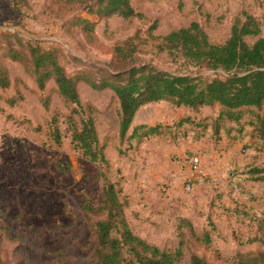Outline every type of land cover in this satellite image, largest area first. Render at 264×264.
<instances>
[{"label":"rangeland","instance_id":"1","mask_svg":"<svg viewBox=\"0 0 264 264\" xmlns=\"http://www.w3.org/2000/svg\"><path fill=\"white\" fill-rule=\"evenodd\" d=\"M85 5L84 0H0V62L12 81L10 88L0 87V264H81L95 245L82 205L102 201L104 178L122 186L130 200L128 218L137 235L170 251L183 243L181 264H189L193 253L224 264L264 250L259 243L264 234L258 231L259 222L264 220V181L249 174L253 167H264V141L253 137L252 143V139L244 140V136H251L252 127L247 125L251 114L241 120L245 124L242 135L236 130L228 134L229 128L238 127L226 121L216 134L219 104L194 111L165 100L153 102L138 110L132 127L159 124L161 133L138 142L129 138L130 129L121 140L119 101L114 92L80 83L82 102L94 108L107 166L89 160L74 147L66 120L70 108L59 96L54 80L40 89L33 72L4 54L11 46L25 53L29 45L54 49L68 74L86 70L102 76L151 64L174 74L225 78L228 74L224 70L199 66L168 49L164 37L198 21L211 42L224 43L235 19H244V13L260 21L263 35L264 0H132L143 16L130 19L102 17L88 12ZM79 17L95 24L91 33L77 21ZM255 39L247 38L250 43ZM116 45L132 53L126 59L115 57ZM43 97H50L49 108L44 106ZM56 112L60 143L51 125ZM188 115L194 121L180 125ZM193 131L195 136L209 134L213 148L203 152L210 161H215L211 150L216 149L220 160L229 154L227 139L231 143L237 137L241 143L231 154L234 164L222 171L223 186L212 176H203L204 187L199 191H187L183 182L184 195L179 194L178 201L172 202L167 201L171 187L168 180L156 183L158 199L152 191L145 192L138 179L145 169L144 151L152 147L147 140L176 141ZM196 154L202 157V153ZM166 181L169 185L162 187ZM182 217L193 221L196 234L187 226L180 234ZM206 233L213 238L210 244L201 241Z\"/></svg>","mask_w":264,"mask_h":264},{"label":"trees","instance_id":"2","mask_svg":"<svg viewBox=\"0 0 264 264\" xmlns=\"http://www.w3.org/2000/svg\"><path fill=\"white\" fill-rule=\"evenodd\" d=\"M85 9L102 17L114 15L130 19L142 17L136 11L132 0H84ZM245 18H236L230 37L224 43L211 42L208 33L198 21L188 26L173 30L164 37L165 46L180 52L189 61L205 66L208 69H222L228 75L225 78L208 79L201 75L174 74L161 70L151 64L132 66L126 72L106 73L96 76L86 70L68 74L59 61L54 49H45L40 45H29L25 53L11 46L4 54L14 61L23 63L27 70L33 72L40 89H44L49 80H54L57 92L63 102L70 108L66 114L67 124L74 147L80 150L89 160L108 164L105 156V145L100 143L95 119L94 108L84 104L80 97L78 85L86 83L95 90L111 89L119 101V133L123 140L132 129L129 138L142 142L144 138L161 133V125L141 123L135 125L138 110L149 103L169 101L175 106H186L194 111L204 106L220 105L215 118L214 132L218 134L222 123L234 122L238 129L227 130L232 134L236 130L242 135L245 114H251L247 125L252 127L251 137L264 141V34L260 21L244 13ZM83 28L91 33L94 23L86 18H77ZM256 37L250 43L248 37ZM132 51L123 45L115 46V57L126 59ZM12 81L7 68L0 62V87L10 88ZM43 104L49 108L50 97H43ZM188 115L179 124L193 122ZM58 113L51 119L54 126V138L60 143L61 133L58 127ZM204 134V133H203ZM202 135H194L200 138ZM236 138V137H233ZM250 176L255 180L264 181V167H253ZM103 199L99 203L87 201L82 211L88 222L91 236L95 242L89 257L81 264H181L184 257L182 242L174 250L161 249L137 235L128 218L130 200L123 194L118 182L104 178ZM178 226L180 234L187 226L192 234H196L193 221L182 217ZM6 229L7 227H3ZM258 231L264 234V220L259 222ZM184 232V231H183ZM207 236V237H206ZM206 233L201 241L210 244L212 237ZM199 237H193L195 240ZM257 237L254 241H257ZM264 245V237H260ZM241 258V257H240ZM237 259L224 264H264V250L258 249L248 259ZM189 264H217L203 256L193 253Z\"/></svg>","mask_w":264,"mask_h":264},{"label":"crops","instance_id":"3","mask_svg":"<svg viewBox=\"0 0 264 264\" xmlns=\"http://www.w3.org/2000/svg\"><path fill=\"white\" fill-rule=\"evenodd\" d=\"M193 135L194 131L189 136L177 138L176 141L173 139L168 140L167 138H165L164 141L159 139L147 140L146 143L148 145L150 144L152 147H149V149L144 151V153L147 155L143 165V168L145 169H143L144 172H142L138 179L140 184L144 186L146 190L145 192L149 193L152 191L153 197L156 196L158 199V188H156V183L168 180L171 182V187L167 192V194H169V200L167 201H178V196H180L179 194H183V182H185V178L189 175V170L187 167H185L186 169L182 167V164L185 165L184 159L187 158L188 155L196 153H202V172L205 176L204 179L208 176H212L223 186L222 171H224L226 165L230 164L231 166V162L234 164L231 154L240 148L241 143L237 137L234 138L231 143L229 142L230 139H227L228 143L226 147H229V150H231L229 154L220 160L217 158L219 153L216 151V149L211 150L215 161H210L208 159L209 155L203 152L206 149L209 150L213 148L209 134L205 133V135L198 139ZM251 139L252 138L249 134L244 136L245 141ZM252 142L253 139L250 141V143ZM201 180H193L194 189L197 188L199 191L204 187L201 186ZM148 205L149 206L148 208L146 207V209H149L150 204L148 203Z\"/></svg>","mask_w":264,"mask_h":264},{"label":"built area","instance_id":"4","mask_svg":"<svg viewBox=\"0 0 264 264\" xmlns=\"http://www.w3.org/2000/svg\"><path fill=\"white\" fill-rule=\"evenodd\" d=\"M184 164L189 170V175L185 178L186 190L191 191L194 188L193 180H201L203 178L202 172V157L200 154H195L184 159ZM169 185V182L166 181L163 183L162 187Z\"/></svg>","mask_w":264,"mask_h":264}]
</instances>
